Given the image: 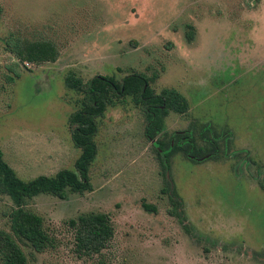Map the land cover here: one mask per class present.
Segmentation results:
<instances>
[{
    "label": "rangeland",
    "instance_id": "1",
    "mask_svg": "<svg viewBox=\"0 0 264 264\" xmlns=\"http://www.w3.org/2000/svg\"><path fill=\"white\" fill-rule=\"evenodd\" d=\"M18 38L52 40L59 56L20 63L5 46ZM130 73L187 99L186 113L165 117L167 140L211 127L229 156L198 157L186 144L165 164L132 99L108 106L97 119L90 190L27 202L55 240L43 252L18 240L27 263L88 264L74 256L64 222L105 212L115 227L108 264H264V0H0L4 160L24 181L74 170L80 149L68 122L80 95L66 76ZM13 207L0 194L1 230L11 232Z\"/></svg>",
    "mask_w": 264,
    "mask_h": 264
},
{
    "label": "trees",
    "instance_id": "2",
    "mask_svg": "<svg viewBox=\"0 0 264 264\" xmlns=\"http://www.w3.org/2000/svg\"><path fill=\"white\" fill-rule=\"evenodd\" d=\"M5 46L18 62H27L35 66L54 62L59 56L57 45L48 39L18 38L15 45L6 40ZM154 79L155 76L148 77L142 73H130L120 81L105 75H97L85 81L74 74L66 76V85L80 95L77 100L78 109L70 115L68 122L72 142L80 149L74 170H62L55 176L41 175L24 181L4 160L0 150V194L9 197L14 205L8 215L11 232L0 229V264H28L26 254L18 240L37 252L54 247L55 240L45 228L43 218L27 209V202L39 193L51 194L62 199L66 197V191L81 194L90 190L87 171L96 156L94 137L98 131L97 119L108 106H115L128 97L132 99L133 104L145 116L146 137L159 145L162 150L159 153L162 154L165 164L170 153L183 148L174 143L173 148L167 151L171 138L177 140L180 135L173 133L167 140L166 133L163 132L164 120L171 111L178 114L186 113L189 103L176 89L164 88L156 92L151 86ZM196 153L198 156L202 155V152ZM162 191L166 192L167 188L164 187ZM170 202L173 209H177L178 204L181 205L174 196ZM143 206L155 211V207L148 204ZM177 216L180 219L182 213H178ZM64 226L70 235L71 250L77 259L88 264H108L107 252L115 237V227L109 214L82 213L66 220Z\"/></svg>",
    "mask_w": 264,
    "mask_h": 264
},
{
    "label": "flooded vegetation",
    "instance_id": "3",
    "mask_svg": "<svg viewBox=\"0 0 264 264\" xmlns=\"http://www.w3.org/2000/svg\"><path fill=\"white\" fill-rule=\"evenodd\" d=\"M176 133H178L180 136L177 140L174 137L171 138L169 142L171 144L170 148L174 146V143L180 146L187 144L188 150L192 154L196 151L202 152V155L198 157L211 158L215 155H219L220 153L224 154V151H226V155L224 154V156H229L230 146L228 142L224 144V142L221 140V137L217 136L215 131L212 130L211 127H206L200 130L199 133L197 132L198 137H195L196 133H194L190 129H187L185 131H177ZM196 142L202 143L197 147ZM208 148H210L209 151L204 153L203 151H206Z\"/></svg>",
    "mask_w": 264,
    "mask_h": 264
}]
</instances>
